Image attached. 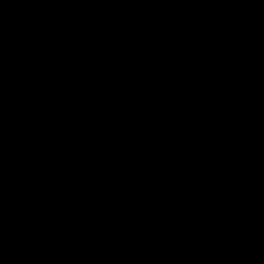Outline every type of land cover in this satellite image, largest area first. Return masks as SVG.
Listing matches in <instances>:
<instances>
[{
	"label": "water",
	"instance_id": "1",
	"mask_svg": "<svg viewBox=\"0 0 264 264\" xmlns=\"http://www.w3.org/2000/svg\"><path fill=\"white\" fill-rule=\"evenodd\" d=\"M0 228L264 264V0H0Z\"/></svg>",
	"mask_w": 264,
	"mask_h": 264
}]
</instances>
